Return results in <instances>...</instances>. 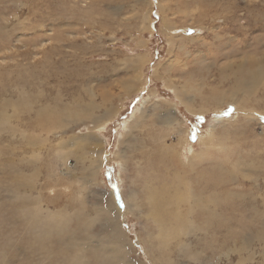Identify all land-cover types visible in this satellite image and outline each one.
Masks as SVG:
<instances>
[{
  "label": "rangeland",
  "instance_id": "rangeland-1",
  "mask_svg": "<svg viewBox=\"0 0 264 264\" xmlns=\"http://www.w3.org/2000/svg\"><path fill=\"white\" fill-rule=\"evenodd\" d=\"M0 115V264H264V0H0Z\"/></svg>",
  "mask_w": 264,
  "mask_h": 264
},
{
  "label": "bare ground",
  "instance_id": "bare-ground-1",
  "mask_svg": "<svg viewBox=\"0 0 264 264\" xmlns=\"http://www.w3.org/2000/svg\"><path fill=\"white\" fill-rule=\"evenodd\" d=\"M255 82L256 81H254V83H253V86H255ZM243 101H245V100H243ZM215 102H217L218 104H219V100L217 99ZM188 103L190 104V103H192V98L191 99H189L188 100ZM145 104V103H144ZM141 106V105H140ZM155 108V107H154ZM139 109V108H138ZM40 110V109H39ZM139 111V110H138ZM14 112V111H13ZM3 113V112H2ZM43 113V112H42ZM141 113V112H140ZM1 116V115H0ZM5 116V115H4ZM1 116V120H0V125H2L3 123L5 124V123H7V124H9V119H7V118H9V116ZM134 116V115H133ZM140 114H138V116H137V118H138V120L135 122L136 123V126H140V124H141V121L143 120V118H144V116H141ZM45 118V117H44ZM134 118V117H133ZM217 118H219V116H217ZM4 119V120H3ZM172 119H174V118H172ZM28 120H30V119H28ZM169 120H170V118H169ZM173 121V120H172ZM221 120H220V118L219 119H217L216 120V122L217 123H219ZM12 122V121H11ZM64 122H66V121H64ZM38 124V123H37ZM61 124H62V122H61ZM165 124H168V123H165ZM10 125V124H9ZM169 125V124H168ZM61 126V125H60ZM104 126H105V124L103 123L102 125H100L97 129H98V131H100L101 132V130L104 128ZM123 128H126V125H125V123L123 124ZM12 127V126H11ZM214 126H212L211 125V127H210V129L207 131V133H206V135H208V136H206V138L208 139V142H211L212 140H213V137H214V133H213V128ZM47 130V129H46ZM45 130V131H46ZM52 133H54V131H52ZM33 134V133H32ZM29 135V134H28ZM48 136V135H47ZM14 138V137H13ZM190 148V147H189ZM190 150V149H189ZM193 155V154H192ZM192 163V162H191ZM175 183H176V176H175ZM157 199L156 198H154V199H152V201L153 202H155ZM189 200V199H188ZM187 200V201H188ZM189 202V201H188ZM170 203H174L175 205H176V192L174 191V196H172L171 198H169L168 199V202H167V205H171ZM192 203H194V202H192ZM36 207V206H35ZM40 207V206H39ZM170 207H172V206H170ZM38 209V208H37ZM154 209H155V211H157L158 213H161V214H165V211H164V209H163V207L160 205V204H154ZM40 211H41V207H40V209H39ZM43 211V210H42ZM45 211H47V210H45ZM173 214L176 216V210L175 211H173ZM49 216V215H48ZM157 216V214L156 213H151V219L152 220H154L155 222H164V220L163 219H161V218H158V217H156ZM32 226V225H31ZM173 234V233H172ZM169 237H170V235H169ZM168 237V238H169ZM35 239H38V238H35ZM40 239L41 240H39L40 241V243H43L42 245V247H45L44 246V241H46L45 239H42L41 237H40ZM107 245H108V243H107ZM104 245V246H102V249H108V251H109V255H114V250H113V248H112V246H110V245ZM106 247V248H105ZM41 252V251H40Z\"/></svg>",
  "mask_w": 264,
  "mask_h": 264
}]
</instances>
